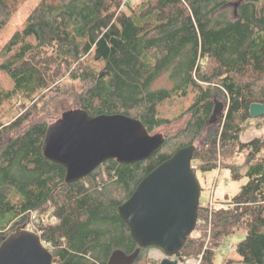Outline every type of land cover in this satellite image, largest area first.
I'll use <instances>...</instances> for the list:
<instances>
[{
  "label": "trees",
  "instance_id": "obj_1",
  "mask_svg": "<svg viewBox=\"0 0 264 264\" xmlns=\"http://www.w3.org/2000/svg\"><path fill=\"white\" fill-rule=\"evenodd\" d=\"M20 1L0 0V30ZM0 73L10 82H0V242L32 213L53 264H107L116 249L132 253L138 245L116 208L219 117L195 145L192 170L226 168L245 181L220 205L200 202L177 256L215 264L222 238L243 229L239 261L264 264V132L241 139L250 105L264 103V0H37L1 47ZM163 73L170 85L153 88ZM181 100L186 107L168 117L164 107ZM70 109L122 113L151 134L184 120L149 158L110 159L65 183V168L43 156L42 143ZM148 249L132 264H157Z\"/></svg>",
  "mask_w": 264,
  "mask_h": 264
},
{
  "label": "water",
  "instance_id": "obj_2",
  "mask_svg": "<svg viewBox=\"0 0 264 264\" xmlns=\"http://www.w3.org/2000/svg\"><path fill=\"white\" fill-rule=\"evenodd\" d=\"M252 118L264 116V103H252ZM165 141L151 134L137 118L122 114L91 115L70 109L50 123L42 143L43 156L65 168V183L78 181L103 162L131 164L152 156ZM194 144L179 147L137 184L116 208L138 247L130 254L114 250L107 264H132L141 248L158 247V264L183 262L178 253L193 232L200 204V185L192 170ZM0 264H53L40 235L17 227L0 242Z\"/></svg>",
  "mask_w": 264,
  "mask_h": 264
},
{
  "label": "rangeland",
  "instance_id": "obj_3",
  "mask_svg": "<svg viewBox=\"0 0 264 264\" xmlns=\"http://www.w3.org/2000/svg\"><path fill=\"white\" fill-rule=\"evenodd\" d=\"M37 0H22L19 3L17 10H15L10 17L6 25L0 30V49L6 43V41L14 34V32L19 29L33 4ZM0 82L4 87H9V79L0 73ZM170 81L168 79V74L163 73L153 84V88L168 87ZM219 98V97H218ZM69 103L71 99H66ZM188 104V101H175L169 108L164 107V112L168 117L177 116ZM57 112H59L57 110ZM9 119V118H8ZM184 118L177 120L170 126L161 127L156 129L154 133L173 132L176 131L180 125H182ZM219 117L213 122L206 124L203 129L202 135L197 138L195 145L198 146L201 140L206 134L212 132L219 125ZM264 132V116L262 118H253L249 124L246 126L245 130L241 134V139L243 141H248L257 135H261ZM153 133V134H154ZM239 165L243 163V156L236 155L234 158ZM196 179L200 185V202L203 204H209L211 207L220 205L222 201L226 199L225 195L232 196L237 193L239 186L245 181V178L240 180H232L230 178L229 170L226 168L212 169L208 171H196ZM245 232L243 229H239L234 234L226 235L222 238L221 243L215 248L213 254V260L215 264H224L228 259H232L229 264H245L239 261L241 258L235 251V244L239 242ZM165 256L164 252L158 247H149L147 250V258L155 263H159L161 258ZM178 264H199V260L195 258L187 259Z\"/></svg>",
  "mask_w": 264,
  "mask_h": 264
},
{
  "label": "built area",
  "instance_id": "obj_4",
  "mask_svg": "<svg viewBox=\"0 0 264 264\" xmlns=\"http://www.w3.org/2000/svg\"><path fill=\"white\" fill-rule=\"evenodd\" d=\"M36 222H37V220L35 219L34 214L30 213V222L27 224V226L25 228L35 231L34 229H35V223ZM35 232H37V231H35Z\"/></svg>",
  "mask_w": 264,
  "mask_h": 264
}]
</instances>
